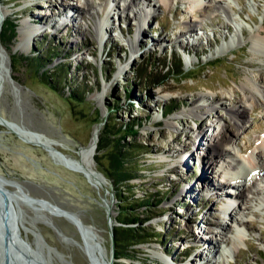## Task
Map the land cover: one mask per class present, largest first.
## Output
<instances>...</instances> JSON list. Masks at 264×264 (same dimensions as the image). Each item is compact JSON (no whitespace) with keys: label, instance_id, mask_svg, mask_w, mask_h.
<instances>
[{"label":"rangeland","instance_id":"1","mask_svg":"<svg viewBox=\"0 0 264 264\" xmlns=\"http://www.w3.org/2000/svg\"><path fill=\"white\" fill-rule=\"evenodd\" d=\"M107 1L93 0L98 11L90 16L74 11L82 0H1L12 11L5 21L18 25L27 18L36 35L18 39L16 26L8 46L1 43L0 118L40 131L54 143L50 151L0 123V174L18 181L30 198L51 205L14 201L21 236L46 264H96L103 255L112 264H264V179L257 183L261 194L247 192V198L230 202L223 213L231 194L218 182L217 169L226 157L209 142L218 113V127L234 126L226 109L242 95L241 81L247 75L256 80L260 73L264 84V56L254 54L251 39L253 29L264 23V0H218L224 9L211 7L209 0H147L149 5L138 0L132 10L123 8L127 0ZM141 9L145 17L135 19L133 11ZM186 22L192 31L180 34ZM15 43L25 52L14 51ZM181 49L189 50V58ZM34 58L40 59L37 65ZM178 58L180 70L166 73L164 82L155 85ZM44 70L56 80H48ZM79 82L80 97H70L71 86ZM200 94L204 98L197 100ZM197 105L206 112L201 114ZM193 114L200 117L201 128ZM245 117L232 145L253 140L247 151L236 152L248 164L256 147L264 146V99L255 109L246 108ZM135 119L140 121L136 135L103 133L105 122L116 129ZM94 125L99 136L88 164L98 172L100 185L60 160L64 155L81 163L78 150L88 144ZM137 143L142 144L135 151L140 176L130 180V191L125 184L121 189L129 202L151 197L148 206L134 205L131 212L143 225L132 226L159 236L121 246L128 257L115 258L113 227L121 225L122 208L104 164L110 163V152ZM104 200L112 210V234ZM65 213L74 214V220ZM79 226L100 240L99 249H88ZM217 233L227 241H216Z\"/></svg>","mask_w":264,"mask_h":264},{"label":"bare ground","instance_id":"2","mask_svg":"<svg viewBox=\"0 0 264 264\" xmlns=\"http://www.w3.org/2000/svg\"><path fill=\"white\" fill-rule=\"evenodd\" d=\"M138 0H127V2H125L123 8L124 9H129L132 10L134 5H136V2ZM143 2H147V5H149L150 3H148L147 0H142ZM211 3V7L216 8V7H221L224 9V7L220 4V2H218V0H209ZM66 2V1H65ZM108 1L106 0V3ZM69 4V3H68ZM71 5L73 4L72 2L70 3ZM76 5V3H75ZM198 8H200V6H197ZM75 8V9H74ZM74 11L78 13H87L90 16L94 15L98 10H96L94 4H93V0H82V6L80 7H74ZM198 8H195L194 11L198 10ZM63 9V8H61ZM200 11V10H198ZM225 11L227 13V15H230V12H228V10ZM12 11L11 9L6 8L5 6H3V3L0 0V33L2 30V26L3 23L6 19V16L8 14H10ZM201 12V11H200ZM206 11H202L201 12V16H206ZM144 12L143 10H135L133 11V17L136 19L138 17H142L144 16ZM145 17V16H144ZM145 18H143L144 20ZM20 24L17 25V36L18 39H22L24 37L30 36L33 37V35H36V30L34 29L33 26H31L30 24H28L27 18H23L19 21ZM138 24L140 26V19L138 21ZM89 26V25H88ZM96 28V25L94 26ZM192 25L190 24V22H186L183 27L180 29V34H184V33H189L192 30ZM251 39L253 42V50L255 51V55H259L261 54L262 56H264V23H262L260 25V27L253 29L252 33H251ZM114 42V41H113ZM182 46L186 47V45L181 44ZM21 46V45H20ZM19 43H15L12 45L13 50L17 51V50H21V52H25L26 48L24 47H20ZM0 49H3V46H1V41H0ZM130 49L132 51L135 50L134 48V44L131 43L130 44ZM202 49V48H201ZM223 46L219 47V50H222ZM92 52V50H91ZM261 56V57H262ZM264 65V64H263ZM1 66V65H0ZM6 67H10L9 63L6 64ZM256 76V75H255ZM241 85V90H242V95L237 96V100L235 101V103L233 105H231L230 107H228L226 109V112L231 116V118L233 119V125L231 127V125L225 124L224 126L218 127V120L222 117V115L220 113H218L217 117H214L212 120V123H214L215 125H217L216 133L215 134H211L210 136V144L211 147L213 149H216L218 152L224 153L225 155V162L220 163L218 165V172H220V174L224 173L226 169H233L231 171H234L235 173V178L234 179H228L226 180L225 187L230 188V190H228V193L231 194V202L233 203L236 200H240L242 201V199L247 198V192H253L256 194H261L262 191L260 188L257 187V182L259 179L264 178V159H262V157L260 156L262 153L264 154V146L263 144H259L256 147V151H253V160L255 162H250L248 164L244 163L242 159L238 158V156L236 155V152H243V151H247L253 144V140H249L247 143H235V145H232V141L234 139V137H237V135L239 134V130L245 125L246 122V117H245V109L246 108H250V109H255L256 106L258 105V103H261L262 100L264 99V84L262 81V77L261 74L258 73V75L256 76V80L252 79L249 75H247L244 80L241 81L240 83ZM234 94H236V91L233 90ZM221 95H227L226 92L224 91H220ZM236 97V95L234 96ZM204 98L203 94H200L197 98V100H202ZM212 103L214 105H217L219 103V99L216 96L212 97ZM193 106L195 105V101L193 103H191ZM199 108V112L202 114L204 112H206V108H204L203 106H195ZM194 117V122L199 120L200 117H197L196 115L193 114ZM179 120L182 122V118L179 117ZM0 123L3 125H6L8 127H10V129H12L13 132H15L20 138H22L23 140H25L26 142H30V143H34L36 145H41L42 147H44L45 149H48L50 151H53V145L54 143L49 140L48 138H46L43 134H41L40 131H35L33 129L27 128L25 127L22 123H18L16 121H8V120H3L0 118ZM198 123V121H197ZM199 127H202V123H198ZM230 126V131H228L226 128ZM198 127V126H197ZM99 126L94 125L88 144L84 147H80L78 150V153L81 156V163L80 164H76L74 162H72L71 160H69V164L76 169H79L80 171L84 172L89 179L91 180V182H93L95 185H100V176L98 175V172H96L88 163L90 162L89 160L92 158L95 149H96V145L98 142V136H99ZM197 135L195 136V139L192 140V144H195V141L197 139ZM230 148V149H227ZM252 152V151H251ZM212 150H208L207 155H212ZM201 154V153H200ZM204 154V153H202ZM61 161H65L64 158H62V156L60 157ZM209 165H212V163H209ZM214 167V166H212ZM255 167V169H254ZM249 168H252L251 170H249ZM230 171V173H231ZM3 181L5 183H3ZM12 180H3L2 177L0 176V185L7 189L8 187H12L13 189H8L10 190L12 193L17 192L15 190V187H13L12 182H10ZM15 183H17V185H20V183L18 181H16ZM206 183V182H205ZM221 186V185H220ZM221 191V190H220ZM222 194V193H221ZM227 194V195H229ZM1 196V195H0ZM262 199V201L264 202V195H261L260 197ZM181 198H178L175 200V202H180ZM0 204H2V200L0 197ZM230 207H232V205L229 203L224 204L222 206V212L226 213V210H228ZM240 209V207H238ZM107 210V214L109 215V219H110V223H112V210L111 208L108 206ZM232 209V208H231ZM10 216V215H9ZM232 217V216H231ZM229 218H230V213H229ZM16 221V220H15ZM235 222H237L238 224H244L243 220L237 219V217L235 218ZM250 227H252V225L249 224ZM18 224L16 222V230L20 233L19 228H18ZM196 228V226H195ZM88 232V236L89 239L93 242V246L94 249L93 251H96L97 249L100 248V240L97 239V237L90 233L89 230L87 228H85ZM207 230H211V227H206ZM218 236H215V240L222 242V241H227L226 237H222L219 233H217ZM262 239H264V234L263 236H261ZM86 240V241H87ZM111 256V255H110ZM109 257V256H108ZM99 258V257H98ZM96 264H112V261L107 258L106 256H102V258L98 259V261L96 262Z\"/></svg>","mask_w":264,"mask_h":264},{"label":"trees","instance_id":"3","mask_svg":"<svg viewBox=\"0 0 264 264\" xmlns=\"http://www.w3.org/2000/svg\"><path fill=\"white\" fill-rule=\"evenodd\" d=\"M16 24L13 22V20H6L3 23L1 33H0V41L4 46H8L10 43V40L14 37V33L16 31ZM33 64L37 65L40 59L34 58ZM164 66V65H162ZM168 66V65H165ZM164 66V67H165ZM182 66L180 58H178L171 65V69L169 66L164 70V73L171 74L173 70L179 71L180 67ZM151 70V68H149ZM155 69V68H154ZM163 67L160 68V71H162ZM170 69V70H168ZM43 73H47V71L44 70ZM48 74V73H47ZM167 74V75H168ZM165 76L161 79H158L155 81V85H160L164 82V80L168 77ZM49 79L48 80H56L55 75L48 74ZM66 76V74L64 75ZM164 76V74H163ZM192 77L193 75H188ZM147 77V76H146ZM182 78V77H181ZM59 78L57 77V80ZM83 86L82 82H79L77 87L71 86V95L70 97H80V90L79 87ZM140 121L132 120L131 122L123 123L119 125L116 129L111 128V125L108 122L104 123V131L103 133L109 135V136H116L120 133H123L122 138H124L125 134L128 135H136V128L135 124H138ZM128 145V146H127ZM125 146V145H124ZM126 151H120L114 150L113 152H110V163L104 164V168L106 169L107 176L111 177L113 180V183L115 185L116 189V196L119 201V206L122 208L120 210V214L122 217L118 218V221L121 223V225L114 226V244H115V258H121V257H128L126 252H121L119 249L121 246H124L127 249V246L147 241L149 237H158V232H154L151 230H146L143 226L140 227H133L132 224L138 222L140 225H143V219L139 218L135 214L131 212V210L135 209V204L142 206H148L150 204L151 197L145 196L143 199L139 200H132L131 202L128 201V195L124 193V191L121 189L122 185H126L128 190L130 191V186L134 185L130 183V180L133 178H136L137 176H140L139 170H140V164L138 163V160L136 159V152L139 153V150L142 149V144H133L132 146H129V144H126ZM98 150H102L101 147H98ZM162 200H160L158 203H160ZM126 206V209L124 208ZM128 207V208H127Z\"/></svg>","mask_w":264,"mask_h":264},{"label":"water","instance_id":"4","mask_svg":"<svg viewBox=\"0 0 264 264\" xmlns=\"http://www.w3.org/2000/svg\"><path fill=\"white\" fill-rule=\"evenodd\" d=\"M65 161L64 164L70 168L75 169L72 164H69V160L62 155ZM80 171L79 169H75ZM3 180H12V186H14L17 192L12 193L9 188L5 189L0 185V197L2 204H0V264H46L42 256L33 248L31 244L21 236V234L16 230V218L17 212L14 207V201L16 199H28L34 202L41 203L45 206L51 207L50 203L43 199L30 198L25 193L21 192L20 185H17L16 180L8 178L3 174H0ZM3 183H5L3 181ZM106 203V200H104ZM108 204L106 203V208ZM108 210V209H107ZM68 218L74 220V214L65 213ZM10 215V216H9ZM109 216V215H108ZM110 233L112 234V225L109 220ZM81 234L85 240H89L88 232L83 226H79ZM86 241L88 244V249L93 251V242ZM94 246V247H93Z\"/></svg>","mask_w":264,"mask_h":264}]
</instances>
